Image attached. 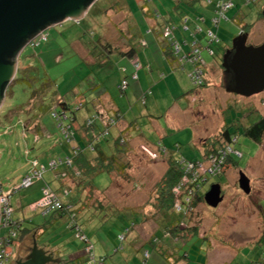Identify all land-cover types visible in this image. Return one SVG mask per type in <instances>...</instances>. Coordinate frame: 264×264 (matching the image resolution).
I'll use <instances>...</instances> for the list:
<instances>
[{
  "label": "rangeland",
  "instance_id": "obj_1",
  "mask_svg": "<svg viewBox=\"0 0 264 264\" xmlns=\"http://www.w3.org/2000/svg\"><path fill=\"white\" fill-rule=\"evenodd\" d=\"M126 1L98 0V3L82 18L81 25L63 22L51 26L48 29L47 42L36 48L27 46L21 52L20 75L8 87L7 96L0 108V191L19 187L32 169L33 160L36 158L48 163L57 156L50 154L54 147L59 149L66 147L68 150L70 148L63 138L57 120L52 116L51 109L38 108L36 99L32 100L33 91L41 86L40 74H45L46 76H42L52 82L54 89L59 93L57 98L63 101L65 99L72 105H80L82 103L79 102L80 94L88 96L89 99L93 95H112L121 110L126 111L132 106L134 114L139 119L140 129L133 137L130 138L128 134L124 137L121 135L123 139L120 143H126L122 146L123 152L118 158L123 169L113 172L112 178L107 173L98 174L95 177V184L99 190L95 188L92 191H85L83 198L75 202L80 213L78 219L92 238L97 257L102 255L106 257L104 264H159L152 246L146 243L156 238V233L162 230L167 232L164 236L167 240L166 245L174 248L173 245L177 243L183 244L180 237H174L172 232H168L169 228H174V223L177 224L175 227L180 231L181 237L183 234H188L187 237H190L196 230L200 237L208 239L209 246L205 242L208 246L206 250L190 247L188 259L176 262L177 259L173 258L172 264H251L250 259L256 260L255 263L258 264L264 257V255L260 256L264 244V136L260 143H256L244 135L237 134L239 140L236 147L242 152L236 148L234 151L240 152L243 157L236 159L237 166L228 164L225 172L223 171L225 167L222 169L220 167L219 173L222 176L212 178L210 168L213 164L208 158L201 165L189 170L187 165L184 170L190 176L189 181L183 189L173 191V205L169 207L170 211H166L164 207V210L160 208L158 186L169 168L168 160L171 153L177 159L200 157V149L205 150L204 141L208 142L218 136L225 129L226 123L230 131L235 132L236 127L249 126L264 115V91L250 97L227 92L224 86L226 74L222 66L224 56L232 48L233 39L241 32L242 26L254 24L249 31L248 43L257 45L264 42V0H258L251 5H246V0H235V7L227 14L229 19L222 21L218 32L215 29L220 38L219 44L212 45L216 55L212 56L206 50L203 51L207 74L205 86L201 87L200 92L195 91L197 90L194 88L195 85L193 88L190 87L187 71L189 73V69L193 70L192 64L186 63L189 64L186 65V71L181 70L185 86L190 90L185 94L188 96L177 100L179 102L177 105L181 110L192 107L191 114L186 119L194 124L201 135L198 139L201 144L198 146L191 144L193 128L186 126L187 120L168 123L164 119L169 107L172 114L179 111L172 106L178 90L176 87L178 78L175 75L166 72L167 78L156 77L152 80L155 94L147 106L142 103L137 87L131 83L128 91L129 101L119 96L118 66L122 69L124 66L121 65L125 63L116 62L110 53L105 59V55H100L103 47L97 44L98 35L101 33L102 42L110 43L114 49H117L124 44L121 34L129 36L130 26L133 24H136V29L133 27V30L138 34L141 29L145 32L149 24L155 26L153 18H145L139 8L130 10L125 4ZM136 1L139 7L147 8L144 0ZM165 2L167 3V0L151 1L152 5L160 7L163 13L166 12L162 7ZM209 9L210 7L207 6L199 14L207 15ZM238 15L244 17L242 24L237 20ZM204 25L207 26L206 23ZM176 33L181 41L184 40V32ZM152 35L147 36L148 48L151 47ZM74 40L91 43L94 46L97 63H87L86 60L91 59L88 52L79 46L78 53L75 44L72 43ZM137 48L141 52L145 50L140 44ZM138 60L144 63L145 58L142 54L141 56L138 54ZM29 64L35 69L22 74L21 72ZM202 66L204 67L203 63ZM33 76L38 79H32ZM96 83L100 86L94 87ZM192 89L193 93L190 92ZM84 96L82 97L85 98ZM51 98L49 94L47 104ZM42 106L45 104L42 103ZM87 108L89 111L92 107ZM55 109L60 108L56 105ZM87 110H81L78 115L84 117L88 113ZM105 113L108 121L109 114L107 111ZM134 114L130 112V116ZM150 117L162 119L161 124L169 128L155 132L149 121ZM118 123L119 120L115 127ZM40 129L44 134L38 139L35 132ZM163 132L166 136H163L162 142L169 149L165 151L156 145L160 140L155 133L161 135ZM141 134L155 145L146 143ZM180 165L183 168L184 162ZM51 171H47L42 178L45 182L51 178ZM241 171L250 179V193L245 192L240 185ZM192 177L208 182L204 189L205 194L212 184L219 182L223 189V201L217 207L208 204L204 199L195 203L194 199L201 194V186L188 187L195 182ZM42 179H38L35 183ZM50 182L56 185L55 181ZM197 188L199 193L191 190ZM59 189L61 191V188ZM32 193L31 188L14 192L12 205L16 212L13 217L15 220L24 218L29 220L26 223L29 228L48 225L45 231L33 230L32 235L27 236L24 241H17L14 249L10 248L11 261L16 264L19 258L24 260L27 258L26 256L32 251L34 235L36 244L45 249L53 259L45 264H59L54 261L55 259L65 262L71 250L83 249L84 244L74 236V231L67 228V217L59 216L58 213L45 216L40 212L31 211L28 203L33 200ZM179 205L181 209L178 208ZM90 211L94 215L93 220L86 221L84 218ZM180 211H185L187 215H179ZM53 214L59 216L55 218L56 222L47 223L53 220ZM170 216L174 220L182 218L183 220L172 221ZM132 223L136 226L126 234L123 249L114 254L113 248L119 245L118 234L124 232L126 227L132 226ZM6 230V228L1 229L2 235L6 234ZM191 241L192 244L194 241ZM160 242L164 243V241ZM147 250L150 251L151 256L146 263L143 256ZM83 263L79 262V264Z\"/></svg>",
  "mask_w": 264,
  "mask_h": 264
},
{
  "label": "trees",
  "instance_id": "obj_2",
  "mask_svg": "<svg viewBox=\"0 0 264 264\" xmlns=\"http://www.w3.org/2000/svg\"><path fill=\"white\" fill-rule=\"evenodd\" d=\"M93 1H94V3L90 7V9L98 3L97 2L98 0H93ZM144 1H145V3H147L145 6L147 8L139 7L136 0H127L125 2V4L128 5L130 10H132L133 8L134 9L139 8L140 10H142L145 18H147V17L151 18V19L153 18L157 21H162V19H163V22L165 21L166 26H175V29H176V27L177 28L181 27V25H180L181 22L182 23L186 22L188 24V23H190V21H194V20H195L194 22H196V21L199 22V20L202 19L203 17L206 19V15H200L199 14L200 11L203 10V8L205 9V7H207V6L208 7L212 6V10H216V8H217V3L215 1L213 3H209L207 0H171V1L167 0V3L166 2L163 3V6H162L163 9L166 10V12L163 13L164 11H161L160 7H158V6L153 7L151 5L153 7L152 8L150 6V3L152 0H144ZM233 2H234V5L230 10H232L235 7V0ZM256 2H254V1L248 2V0H246V5H251V4H254ZM123 3H124V1H123ZM199 5H200V7H198ZM168 12H171L172 14L170 13L169 15L166 16V14ZM160 18H161V20H159ZM208 18L209 19L206 22L207 26L205 28H203V30H201L203 33H200V32L196 33V34H194L195 38L189 39V40H191L190 42L196 41V46L199 48L198 56H200L201 60H204V62L206 61L205 58L203 57V53H204L203 51L204 50H206L209 53V55H212V56L216 55V51L214 50L212 45L219 44V42H220V38H219V35L217 32H218V29L220 27V24H222V21L224 20L223 19L219 22H216V24H215L212 21V19H213L212 16H210ZM227 19H229L228 15H227ZM243 19H244V17H242L241 15H238L237 20L241 24H242L241 21ZM64 23H72V24L79 26L82 24V19H80L79 21L67 20ZM162 25L163 24L161 22H160V24L157 23V25H156L157 27L154 26L153 31L156 34V40L159 42L163 52L167 55V58H169L171 60L174 57V54H178L176 52V49H177V46H180L179 52L182 55L189 56L187 58L186 62H189L190 64H192V66H195L194 62L189 61V59H191V56H193V53L190 50L191 49L190 43H188L186 45L185 39L181 41L178 38L177 33H176L177 31H175V29L172 31V34L169 37H164V30L162 29ZM135 27H136V24H135ZM253 27H254V24L244 25V26H242L241 31L247 32L249 34V31ZM209 29L213 30L216 37L218 38V41H211V39L208 36V30ZM215 29H217V32L215 31ZM130 31L131 32L133 31V26L130 27ZM141 31H142V29L140 30V32ZM142 32L144 33V31H142ZM45 34L47 35L46 39H42L41 37L36 38L32 42L28 43L27 46H32L34 48L41 46V44H43L44 42H47L49 40L48 30L45 31ZM94 35H96V34H94ZM101 35H102L101 33H100V35H98L99 37L97 40V44H100L104 49L106 48L107 51L112 52L111 48H114V47H112L110 45V43L105 44L104 42H102V36ZM138 35H140V34H138ZM186 47H189V49H186ZM181 49H182V51H181ZM20 50H21V48L17 49L14 52L13 59L18 55ZM132 52H133V54L131 52H128V54H126V55H129V53H131L130 57H133L134 54L135 55L137 54L134 51V49H132ZM105 58H108V55H105L104 59ZM134 58L136 61L132 60L133 61L132 65L134 67L133 72L131 74H128V72H126L124 74L125 76L123 77V79H121V81L117 85L118 89H119V94L122 96L125 94L126 90L128 89L131 80H137L139 78L138 72L140 69L143 68V63L142 62L140 63L141 60L140 61L138 60V55H137V57L135 56ZM19 63H20V56H19ZM136 64H139V65L137 66ZM32 69H35V68L29 64L26 66V68L21 73L24 74L25 72H28ZM121 71L125 72L126 69L122 68ZM34 74L35 73H33V75ZM135 74H137V76H138L137 79L133 78V76ZM18 75H20V71H18L17 76ZM42 75H45V74H40L41 79H39V80H40L41 86L38 90L33 91L32 100L34 98L36 99V102L38 103V108L43 107V109H45V108L51 109L52 116L57 120V123L59 124V127L61 129V133L63 135V138L68 143V146H70V148L68 150V154H66L64 156L62 155V156H59L56 158L54 157L49 161V162H51L53 160H57V161L62 160V162L59 163V166L55 169L49 168V162L45 163L43 160L40 161L38 158H36L35 160H37L39 162V164H43L46 166V170L43 172V174L40 178H36L34 180V182L31 186L26 187V188H21V189L31 188L34 185L35 181H37L38 179L44 178V175L47 171H50V170H52V171L57 170L58 171L62 167L64 171L61 173L64 174L65 181H67L68 178H70L73 180L74 184L77 187V192H75L76 193L75 194V196H76L75 202L80 201L83 198L85 191H90V190L92 191L95 188L98 189L97 185L95 184V177L98 174L107 173L112 178L113 172H115L117 169H123V167L121 166L120 160L118 158L120 157L121 153L123 152L122 146H124L126 143L125 142L120 143V140L123 139L124 136H126V134L128 133V130L122 132L121 135H123V137H121V135L118 137H114V134L112 132V128L117 124L118 120L121 119L122 114H120L119 112H116L113 116H109L110 119L104 124L103 123L104 122L103 121V119H104L103 113L99 110L93 111L92 105L87 104L86 102H88V100L85 101V98L82 97V96H84V94H80V101L79 102H82L80 105H78V104L72 105L70 102L66 101L65 99L63 101L59 97L57 98V96H59V93L57 90L54 89L52 82L50 80H48V78L45 79L46 75L45 76H42ZM17 76H16L15 81L17 80ZM161 78H164V74L160 75V79ZM32 79H38V78H34V76H33ZM123 81L128 82V86L124 90L121 88ZM27 82H29V81L27 80ZM30 83H31V80H30ZM198 86H204V84L197 85V87ZM190 92L193 93L194 90H192ZM151 93L152 92L150 90L144 91L142 93L141 101H143L144 104H146L145 100L147 99V95H149ZM49 94L52 96V98L50 99L51 101L49 100L50 101L49 104H47V102H48L47 96ZM54 98H56V99H54ZM56 100H58V101H56ZM42 103H44L45 106H42ZM89 103H90V101H89ZM56 105L59 106L60 109L56 110L55 109ZM88 105L92 107V108H89L91 110L87 111L88 113H86L87 115H85L84 117H80L78 115L79 112L81 110L85 109ZM80 121H82V122H80ZM37 127H39V126H37ZM236 129L237 130L235 132H231L229 125L226 123L225 129L218 136L214 137L213 139H211L208 142L204 141L205 142V150L202 151L200 149V154H201L200 157H197V158L194 157L191 159H186V158H183V159L178 158L177 159L173 156L172 153L170 154V158L168 160L169 168L167 169L166 173L162 177V180L160 181L159 186H158V192L160 194L159 198L161 199L160 208H162V210H164L163 209V207H164L167 209L166 211H170L169 207L170 206L172 207V205H173V198H174L173 191H175V189L179 185H181L180 183L184 182L185 177L189 176V174L186 173L184 170V169H186L185 167L188 165V163H194L197 166L198 164L203 163L204 160L207 158L209 160H211L212 157L215 156V157H218L219 159H221V156L223 155V153H225V151H227L228 149L234 148V150H235V148H236L238 151H240L236 147V143H238V140H239V137H238L239 134L248 137L250 140H253L256 143H260L263 139V136H264V115H261L257 121L250 123L249 126H246V127L239 126V127H236ZM64 130L66 132L67 131L70 133L72 132L71 140H68ZM43 134H44V131L42 132L41 129L38 130V132L37 131L35 132V135L38 137V139ZM107 144H111V147H108L106 154L101 155L102 153H104L103 151L106 150L105 145H107ZM198 144H201L200 141ZM198 144H196V145L198 146ZM157 145H159L160 147H162L165 150H169L163 144H157ZM75 148H80L76 155L74 154ZM240 152H242V151H240ZM66 157H70L71 163H66L64 161V159ZM241 157H243V155L239 156V155H236L235 153H230V154L226 155L225 160H224L225 164L223 163L220 166L221 169L223 167H225V168H223V171L225 172L228 164H230V163L237 166L236 159L241 158ZM219 159H218V161H219ZM183 161H184V166L182 168L180 163ZM219 171H220V168H217L214 171V173H212V178L214 176H218V175L222 176L219 173ZM197 180L198 179H195L194 183H191L190 185H188V187H193L194 185L195 186H201V192L199 191L198 188L197 189H191L196 193H199V192L201 193L200 195H198L194 199L195 203L203 201V199L205 200L204 189L208 183V182L206 183L205 180H203V181L202 180L197 181ZM184 186H183V188H184ZM45 187H49L54 191V193L56 194L58 199L61 201L63 207L61 209L52 210V211H48V212L44 211L43 209H39L40 213H42L45 216L50 214V213H55V214L58 213L59 216L67 217L68 218L67 228L74 231V233H75L74 236L76 238H78L84 244L83 253L81 256L76 257V259L73 260L74 264H79V262H84L83 264H89V262H91V261L94 264H104L106 257L103 255L97 257L95 244L92 241V238L89 236V234L85 231L84 225L78 219L79 211L77 210V206H76L77 203H75L74 201H67V199L65 200V198H64V196L67 197V195H65L66 194L65 193L66 187L61 189V191L60 190H54L50 184L48 185L47 183H45L41 188V197L39 199H37L36 201L40 200L43 197V194H44L43 189ZM21 189H19V188L13 189L12 196H13L14 192L21 190ZM1 191H5V190L1 189ZM35 202L30 204V206H32ZM178 214L179 215H181V214L187 215L185 211H180V213H178ZM181 217H183V216H181ZM52 218H53V220H49V221H47V223L50 224L51 221H54L53 223H55L54 214H53ZM73 218H75L74 221H73ZM171 220L182 222L183 218L180 220L179 219L174 220L173 217H171ZM25 221H26V223H28L27 221H29V220L26 219V220L19 221L20 222V232H21L20 237L18 240H16L13 243L12 248L14 247V244L17 241L20 240L22 242L25 240V238L27 236L32 235L33 230L40 229V230L45 231V228L48 225V224H46V225L42 224V225H37L36 227H33V228H29V226H26ZM31 223H33V222H31ZM74 224L79 226V228L82 230V233L85 234V236H86L85 240L84 239L82 240L81 238H79L77 236V234H76L77 228H75ZM135 226H136V224L132 223V226L126 227L124 232L118 234L119 245H117L116 247L113 248L114 254L120 252V250L123 249V247H124L123 242L126 239V234H128L132 230V228H134ZM175 226H177V224L174 223V228H169L168 232L169 231L172 232L175 235L174 237H177V238L180 237L183 241V244L177 243V244L173 245L174 248L169 247L168 245L165 244L167 241L166 237L164 238V236L166 235L167 232L165 233L162 230H159L156 233V235H155L156 238H153V239H151V241L146 243L147 245L150 244L152 246L154 253L157 255L156 258H157L159 264H172L171 259H173V258L177 259L176 262L185 261L186 259L189 258V252L188 251H190V247H192V248L194 247L196 249L201 248V249L206 250L207 247L209 246L208 239L200 237L199 234L196 232V230H194V232L191 233L190 237H187L188 234H185V235L183 234V237H181L182 235H181L180 231ZM33 238L35 241L36 239H35L34 235H33ZM191 240L194 241L192 244H191V242H192ZM160 241H164V243H162ZM263 241H264V238H263ZM158 242H160V243H158ZM205 242L208 243L207 244L208 246L205 245L206 244ZM89 246H92V249L90 252L87 250V248ZM182 251H183V254H182ZM263 255H264V247L262 249V253H260V256H263ZM150 256H151L150 251L149 250L145 251L143 259H145L146 263H147L148 259L150 258ZM257 259H258V257H257ZM258 261H260V260H258ZM68 263H66V264H68ZM259 263L260 262H258V264Z\"/></svg>",
  "mask_w": 264,
  "mask_h": 264
},
{
  "label": "water",
  "instance_id": "obj_3",
  "mask_svg": "<svg viewBox=\"0 0 264 264\" xmlns=\"http://www.w3.org/2000/svg\"><path fill=\"white\" fill-rule=\"evenodd\" d=\"M93 0H0V108L8 87L19 71V56L27 44L51 26L67 20H80ZM264 15V11H263ZM249 34L241 31L233 39L223 60L227 92L250 97L264 91V42L248 43ZM21 48L13 59L14 52ZM240 185L250 193V179L241 171ZM2 192V191H0ZM224 199L222 185L216 182L205 194V201L217 207ZM0 204V228H1ZM51 259L34 241L31 254L17 264H45ZM54 261H60L55 259Z\"/></svg>",
  "mask_w": 264,
  "mask_h": 264
},
{
  "label": "crops",
  "instance_id": "obj_4",
  "mask_svg": "<svg viewBox=\"0 0 264 264\" xmlns=\"http://www.w3.org/2000/svg\"><path fill=\"white\" fill-rule=\"evenodd\" d=\"M151 5H152V3H150V6ZM152 6L154 7V5H152ZM209 7H210V9L207 12L206 19L203 17L202 19L199 20V22L198 21L194 22L195 21L194 20V21H190V23H188V24L186 22H183V23L181 22L180 25H181L182 28L181 27H178V28L176 27L175 31H182V32L185 33L184 34V39H185L186 45L188 43H191L190 42L191 40H189L190 38H195L194 34L199 33V32L203 33L201 30H203V28L206 27V25H204V24L209 19L208 17L212 16L214 18V16L216 15L215 10H212L211 6H209ZM170 13L171 12H168L166 14V16L169 15ZM86 14L84 15V17L86 16ZM159 20H161V18ZM160 22L162 23L163 19H162V21H157L155 19L153 21V23H155V27H157L156 26L157 23L160 24ZM130 27H132V26H130ZM133 27L136 29L135 24H133ZM153 28H154V26L153 25L151 26V24H149L148 25V29L144 33L141 31L140 35H138V32H135L134 30L132 32L129 31L130 32L129 36H126L125 34H121V39L124 40L123 46H121V48H117V49L111 48L112 52L107 51L106 48L105 49L102 48L103 52L100 50V55L101 54L108 55V53H110V54H112L111 56L113 58H115L116 62L123 61L125 63L124 65H121V66H124L123 68L126 69L125 72H122L121 69H120V66H118L119 80L120 81H121V79H123V77L125 76L124 74L126 72H128V74H131L133 72L134 67L132 65V62L136 61L134 57L135 56L137 57L138 54L140 56H141V54L144 56L145 61L143 63V68L140 69L139 72H138L139 78L137 80H131L130 83L133 84L134 87H137V89L139 91V94H140V97L142 96V93L144 91L150 90L152 92L151 94L147 95V99L145 100L146 104H144V102L142 101V103L145 106H147L149 104L150 100L152 99V96L155 94L154 91H153V88H152L153 87V84L151 83L152 80L154 78H156V77L160 78V75H162V74H164V78H161V79L167 78L166 72H168V74L175 75L178 78V86H176L178 88V90L176 92L177 98H176V100H175V102H174V104L172 106L176 107L179 111H178V113L172 114V113H170V111H171L170 108L171 107H169V109L167 110V113H165L164 119H166V121L168 123L169 122L177 123V121H183L184 119L187 120L186 118H188L187 116H189L191 114L190 108L192 109V107H188L187 109L185 108L184 110H181L180 106L177 105V104H179V102H177V100H179L180 98H183L185 96V94L190 90V88H188V89L186 88L184 78L181 75V70L184 69V71H186V65H189V64H186V63H189V62H186V59H182L183 56H182L181 53L174 54V57L171 60L169 58H167V55L163 52L159 42L156 40V34L154 33ZM165 28H166V24H165V21H164V23L162 25V29L164 30ZM197 28L200 29V31H198ZM150 34H153V35H152V38H151V47L148 48L149 42L147 40V38H148L147 36L150 35ZM72 43L75 44V50L77 52H78L77 48H79V46H81L83 48V50L88 52L87 54L90 56L91 59L86 60L87 63L88 62L89 63H97L96 60H95L96 59L95 58L96 54H94V50H93L94 46L91 43H87L86 41H83V40H74ZM138 44H140L141 47H144L145 50H143L142 52L139 51L138 48H137ZM132 49H134V51L137 54L136 55L134 54L133 57H130L131 56L130 54L131 53L133 54ZM128 52H131V53H129V55H126V54H128ZM192 67L194 69V66H192ZM206 68H207V66H206V61H205L204 62L205 74H207L206 73ZM192 71L190 69H189V73L187 71V75H188V77L190 79V81H189L190 87L192 86V88H193V85H195L194 88L197 89L195 91H199L200 92L201 89H202L201 87H204L205 84H204V86H198L197 87V85L193 82V80H192V78L190 76ZM98 86H100V84H98V83H96L94 85V87H98ZM129 87H130V85H129ZM129 87L126 90V92H125V94L123 96L119 94L120 97H123V99H126L127 101H129V96H128ZM117 89H118V86H117ZM118 92H119V89H118ZM193 95H192V98H193ZM111 96H109V95L94 96L93 95L92 97H90L91 99H89L88 96H85V101L88 100V102H86V103L89 104V105H92V107H93L92 110L93 111L94 110L101 111V108L103 109L104 112L103 111H101V112L103 113V118H104L103 119V121H104L103 123L104 124L107 122V117L105 116V114H106L105 112L106 111L108 112L109 116H113L116 112H119L120 114H122L121 115L122 117L119 120L118 126H116V127L114 126L112 128V132L114 134V137H118L119 135L122 134V132H124L126 130H128L127 134L130 135L129 137L130 138L133 137L135 135V132L138 131V129H140V126L138 125V121H139L138 116L136 114H134V109H133L132 106L126 111L121 110L116 105V103L114 101L115 97L114 96L111 97ZM186 96H188V95H186ZM89 101H90V103H89ZM87 107L85 108L86 110L88 109ZM130 112H132L134 115L130 116ZM149 121H150L151 125L153 126L155 132L156 131L162 132L161 130L165 131L166 127L169 128V126L165 127L164 125L161 124L162 119L159 120V119H156L154 117H150ZM80 122H82V121H80ZM186 126L190 127V128H193V133L191 134V136H192L191 144H193L195 146L196 144L199 143L198 139H199V136H201V135H199V131L197 132V129L194 126V124H192L191 122H188V120H187V125ZM155 127L157 129H155ZM122 128H123V130H122ZM137 134H139V133H136V135ZM155 134H156V136H158V138L160 140L158 143H156V145L157 144H163L164 145V142H162V139H163V136H166L165 132H163L161 135L158 134V133H155ZM142 138L149 145H151V146L155 145V143H153L152 141L147 139L144 135H142ZM107 145H105V149L106 150H104L103 151L104 153H102L101 155L106 154L108 147H111V144H107ZM50 154L57 155L56 157H59V156H62V155L64 156V155L68 154V149L66 147H64V148L61 147L60 149L57 148V147H54ZM63 171L64 170H63L62 167L58 171L57 170L51 171V178L49 180H46V182L44 180H42V181L40 180L37 184L34 183V185L31 187V189H33V193L31 195L32 196L31 198L33 200L30 201V203H28V207H29V209L31 211L40 212L39 209H33V206H30V204H32L33 202H35L37 199H39L41 197V188H42V186L45 183H48V184H50L53 187L54 184L52 182H50V181H55V183H56V185H54V186L57 189H55L53 187L54 190H60L59 188L63 189V188L66 187V192H65L66 194L65 195H67V197L64 196V198L67 199V201H74L75 202V199H76L75 198L76 197L75 196V194H76L75 192H77V187L74 184L72 179L68 178V180L65 181L64 174L61 173ZM72 184H74V185L72 186ZM28 189H30V188H28ZM15 212H16V210L14 209V213ZM78 215H80V214L78 213ZM92 216H94V215L91 214V211H90L89 215L86 218H84V219L86 221H89V220L92 221L93 220ZM56 217H59V216H55V218ZM24 219H22V220H24ZM22 220L17 219V221H22ZM25 224H26V221H25ZM0 235H2L1 231H0ZM33 246H34V243H33ZM263 247H264V244H263ZM38 248L44 250L46 255H48L47 251H45V249L40 248L39 246H38ZM13 249H14V247H13ZM70 252L71 253L68 255V259L65 262H63V260H61V259H58V260H60L59 264H66L68 262H69L68 264H74L73 260L76 259V257H79V256L82 255L83 249L71 250ZM255 257L257 258V255ZM26 259L27 258H25V260ZM17 261H24V259L19 258L18 260H16V262ZM255 262H256V260L254 261V260L250 259V263L251 264H256ZM8 264H15V262H12L10 260V262Z\"/></svg>",
  "mask_w": 264,
  "mask_h": 264
},
{
  "label": "built area",
  "instance_id": "obj_5",
  "mask_svg": "<svg viewBox=\"0 0 264 264\" xmlns=\"http://www.w3.org/2000/svg\"><path fill=\"white\" fill-rule=\"evenodd\" d=\"M209 3H213L214 1L217 3V8L215 10L216 16H214V18L212 19L213 23L216 24V22H219L223 19H227V13L229 12V10L233 7L234 5V0H207ZM251 1H258V0H248V2ZM79 21V20H77ZM186 21V20H185ZM175 29V26H166V28L164 29V36L165 37H169L172 34V31ZM198 31H200V29L197 28ZM208 36L211 39V41H218V38L216 37L215 33L213 32V30H208ZM41 37L42 39H46L47 35L45 34V31L41 32L40 34H38L34 39ZM32 40V41H33ZM31 41V42H32ZM30 43V42H29ZM191 46V52L193 53V56H191V59H189V61L194 62L195 66L193 71L191 72L190 76L193 80V82L196 85H202L205 84L206 82V78H205V70L204 67L202 66V63L204 64V60H201L200 56H198L199 54V48L196 46V41H192L190 43ZM180 46H177L176 52L180 53ZM182 51V49H181ZM191 53V54H192ZM190 54V55H191ZM196 54V55H195ZM183 58L182 59H186L189 56L186 55H182ZM193 63V64H194ZM137 66L139 64H136ZM137 74H135L133 76L134 79H137ZM122 89H126L128 86V82L127 81H123V84L121 85ZM112 121V120H111ZM65 131V130H64ZM65 134L68 138V140H71V136H72V132H66ZM80 148H75L74 150V154L76 155L78 153V150ZM165 151V149H164ZM235 153L236 155L240 156V152L238 151H234V149H228L227 151H225V153H223V155L221 156V159H219L218 157H212V159L210 161H212V167L210 168V171L212 173H214V171L217 168H220L221 164L224 163L225 157L226 155L230 154V153ZM73 154V155H74ZM219 159V161H218ZM64 161L66 163H71V159L70 157H66L64 159ZM62 160H53L51 162H49V168L51 169H55L59 166V163H61ZM184 162V161H183ZM33 167L30 170V172L24 177L22 183L20 184L19 189L21 188H26L29 187L33 184L34 180L36 178H40L43 174V172L46 170V166L43 164H39V162L37 160L33 161ZM198 165H201L198 164ZM188 170L190 168H194L196 165L194 163H188ZM195 175V173H193ZM190 176L185 177L184 182L180 183L181 185H179L175 191H177L178 189H183V186L189 181ZM193 180L197 179L196 177H192ZM16 189V188H15ZM13 189L7 190V191H2L0 192V204H1V212H2V217H1V228H6L7 232L4 235H0V264H8L12 258V252L10 250V248H12L13 243L19 239L20 237V222L15 220L13 217L14 214V207L12 205V192ZM43 197L36 201L32 206L33 209H43L44 211L48 212V211H52V210H58L61 209L62 203L61 201L58 199V197L56 196V194L54 193V191L49 188V187H45L43 189ZM179 209H181V206H178ZM75 220V218H73V221ZM75 228H77V236L79 238H81L82 240L86 239L85 234L82 233V230L79 228V226H77L76 224H74ZM123 238V237H122ZM92 249V246H89L87 248V250L90 252ZM92 256V255H91ZM93 257V256H92ZM89 264H94L92 261L89 262ZM259 264H264V257L263 259H261Z\"/></svg>",
  "mask_w": 264,
  "mask_h": 264
},
{
  "label": "flooded vegetation",
  "instance_id": "obj_6",
  "mask_svg": "<svg viewBox=\"0 0 264 264\" xmlns=\"http://www.w3.org/2000/svg\"><path fill=\"white\" fill-rule=\"evenodd\" d=\"M30 254H31V253H29L28 256H29ZM28 256H26V257H28Z\"/></svg>",
  "mask_w": 264,
  "mask_h": 264
}]
</instances>
